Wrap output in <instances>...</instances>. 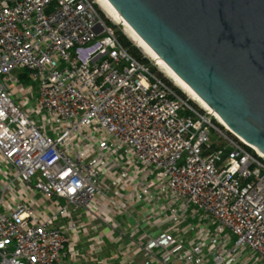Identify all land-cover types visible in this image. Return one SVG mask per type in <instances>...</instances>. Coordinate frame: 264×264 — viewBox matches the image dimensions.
I'll return each instance as SVG.
<instances>
[{
	"label": "built area",
	"instance_id": "2783aa9c",
	"mask_svg": "<svg viewBox=\"0 0 264 264\" xmlns=\"http://www.w3.org/2000/svg\"><path fill=\"white\" fill-rule=\"evenodd\" d=\"M174 87L92 0H0V264H264V157Z\"/></svg>",
	"mask_w": 264,
	"mask_h": 264
},
{
	"label": "water",
	"instance_id": "95a60500",
	"mask_svg": "<svg viewBox=\"0 0 264 264\" xmlns=\"http://www.w3.org/2000/svg\"><path fill=\"white\" fill-rule=\"evenodd\" d=\"M107 1L230 133L264 154V0Z\"/></svg>",
	"mask_w": 264,
	"mask_h": 264
},
{
	"label": "bare ground",
	"instance_id": "6f19581e",
	"mask_svg": "<svg viewBox=\"0 0 264 264\" xmlns=\"http://www.w3.org/2000/svg\"><path fill=\"white\" fill-rule=\"evenodd\" d=\"M99 5L103 8V10L112 17L113 20L116 22H119L123 26H125V30L128 33L129 37L136 43V45L139 47V49L147 55L149 58H151L155 63L157 62L158 67L161 69V71L171 80L173 83L179 87L184 93L191 96L192 99H196L200 104H202L204 107H206L212 114H214L218 120L219 123L224 125L227 129V125L221 120V118L214 113L207 104H205L198 96L197 94L183 81L181 80L166 64L165 62L159 58L153 50L132 30V28L127 24V22L120 16V14L109 4L107 0H98ZM230 130V129H229ZM263 157L264 154L257 150Z\"/></svg>",
	"mask_w": 264,
	"mask_h": 264
},
{
	"label": "rangeland",
	"instance_id": "374dc122",
	"mask_svg": "<svg viewBox=\"0 0 264 264\" xmlns=\"http://www.w3.org/2000/svg\"><path fill=\"white\" fill-rule=\"evenodd\" d=\"M93 1V3L95 4V6H96V8H97V10L99 11V13H101V15H102V17H104V19H106V20H108L112 25H114L115 27H117V29L118 30H120L121 32H122V34L124 35V36H126V38H128V40L134 45V46H136L138 49H139V47L136 45V43L129 37V35H128V33L126 32V30H125V26H123L122 24H120L119 22H116L115 20H113L112 19V17H110L104 10H103V8L101 7V5H99V2H98V0H92ZM77 50H78V48L76 49V50H74V55H76V52H77ZM140 50V49H139ZM140 52H141V54L145 57V58H147L150 62H151V64H152V66H154L156 69H157V71L159 72V73H161L165 78H167L174 86H176L174 83H173V81H171L162 71H161V69L158 67V65H157V62L155 63V61H153L151 58H149L147 55H145L141 50H140ZM16 74V76L17 77H19L20 78V80H21V82L25 85V86H34L35 87V89L37 88V86L30 80V74L28 73V72H20V71H18V72H16L15 73ZM177 87V86H176ZM177 88H179V87H177ZM180 89V88H179ZM181 90V89H180ZM181 92L183 93V94H185V96L188 98V99H190L191 101H194L202 110H208L206 107H204L202 104H200V102H198L196 99H192V97L191 96H189V95H187L186 93H184L182 90H181ZM213 116H215L214 114H213ZM215 118H216V116H215ZM217 119V118H216ZM214 120V119H213ZM216 121V120H215ZM218 121V120H217ZM216 121V122H217ZM221 124V123H220ZM222 125V124H221ZM222 126H224V125H222ZM224 128V130H225V132L226 131H228L229 133H230V131H229V129H227L225 126L223 127ZM230 134H232V133H230ZM232 137L233 138H235L236 136L235 135H233L232 134Z\"/></svg>",
	"mask_w": 264,
	"mask_h": 264
},
{
	"label": "trees",
	"instance_id": "16d2710c",
	"mask_svg": "<svg viewBox=\"0 0 264 264\" xmlns=\"http://www.w3.org/2000/svg\"><path fill=\"white\" fill-rule=\"evenodd\" d=\"M99 12V11H98ZM101 18L107 23V25L115 32L119 42L121 43V45L129 52V54L135 58L136 60H138L139 62H141L142 64H145L147 66H150L151 67V70L153 73H156L158 74L167 84H169L170 86L174 87V85L167 79L165 78L161 73H159L157 71V69L152 66L151 62L145 58L140 50L134 46L129 40L128 38H126V36H124L122 34V32L120 30L117 29V27H115L114 25H112L108 20L104 19V17H102L101 13H99ZM175 88V87H174ZM176 89V88H175ZM177 92L181 95V97L184 99V100H188V98L185 96V94H183L180 90L176 89ZM192 105L193 102L189 101ZM196 107V105H195ZM222 128V127H221ZM224 130V128H222ZM228 135H230L232 137V134H230L229 132H227ZM235 140H237L236 138H234ZM238 141V140H237ZM249 151H251L252 153H254V151H252L250 148L246 147Z\"/></svg>",
	"mask_w": 264,
	"mask_h": 264
}]
</instances>
